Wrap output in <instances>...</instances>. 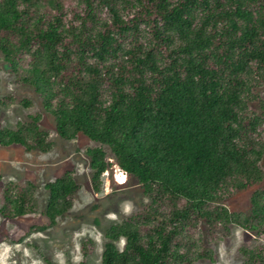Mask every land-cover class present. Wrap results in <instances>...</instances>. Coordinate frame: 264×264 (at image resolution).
Returning <instances> with one entry per match:
<instances>
[{"label": "trees", "instance_id": "trees-1", "mask_svg": "<svg viewBox=\"0 0 264 264\" xmlns=\"http://www.w3.org/2000/svg\"><path fill=\"white\" fill-rule=\"evenodd\" d=\"M76 1L0 0V52L43 98L62 138L83 133L109 146L118 170L150 197L108 231L102 264L212 258L194 252L191 231L201 222L264 235V189L246 215L215 205L263 179L264 97L255 89L264 84V0ZM40 121L32 116L31 136L0 130V144L50 150ZM87 155L99 190L106 151ZM46 187L54 222L77 184L66 172ZM4 198L6 217L35 211L17 182L5 184ZM242 253L246 264H264V244Z\"/></svg>", "mask_w": 264, "mask_h": 264}, {"label": "rangeland", "instance_id": "rangeland-1", "mask_svg": "<svg viewBox=\"0 0 264 264\" xmlns=\"http://www.w3.org/2000/svg\"><path fill=\"white\" fill-rule=\"evenodd\" d=\"M255 91L264 97V84ZM33 115L41 116L39 125L49 133L50 150H27L19 143L0 144V264H102L108 231L142 212L150 197L134 176H125L118 170L117 158L109 146L83 133L73 139L62 138L43 98L34 86L19 79L0 52V130L22 131L31 136L29 124ZM96 146L104 147L110 163L99 190L93 186L87 155V149ZM260 165L263 179L259 183L215 205L224 206L231 213L249 214L252 195L264 189V156ZM66 172L71 173L77 189L70 197V208L53 222L46 214L50 198L46 185ZM11 181L29 190L34 212L14 218L1 213L4 187ZM191 233V240L197 245L195 253L201 249L212 253V258H195L194 264H246L242 249L264 244V235L236 223L228 229H214L201 222ZM86 241L87 253L83 250ZM115 243L123 250L126 239L121 237Z\"/></svg>", "mask_w": 264, "mask_h": 264}]
</instances>
